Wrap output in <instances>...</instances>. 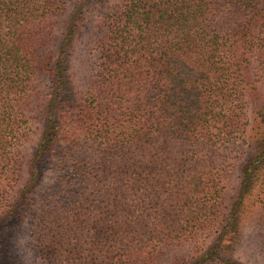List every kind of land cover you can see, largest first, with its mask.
Returning a JSON list of instances; mask_svg holds the SVG:
<instances>
[{"label": "trees", "instance_id": "obj_1", "mask_svg": "<svg viewBox=\"0 0 264 264\" xmlns=\"http://www.w3.org/2000/svg\"><path fill=\"white\" fill-rule=\"evenodd\" d=\"M97 1L82 82L93 0H0V260L161 264L188 243L167 264H242L226 243L250 212L264 237V0Z\"/></svg>", "mask_w": 264, "mask_h": 264}, {"label": "rangeland", "instance_id": "obj_2", "mask_svg": "<svg viewBox=\"0 0 264 264\" xmlns=\"http://www.w3.org/2000/svg\"><path fill=\"white\" fill-rule=\"evenodd\" d=\"M93 3L95 6L90 8L82 23L81 34L76 41V48L70 62V70L73 72L76 81L83 82L84 78H87L92 73L95 65L97 54L96 41L98 36L94 37L93 32L95 30L94 25L99 22L100 16L98 8L101 9V4L97 0H93ZM32 134L30 135L32 136L31 141L23 148L25 152L31 151L35 143L36 136ZM250 213L243 221L236 238L226 244L229 245V249H232V257L242 264H264V237L259 235L257 226L251 220L252 216H249ZM17 240L19 244L20 239ZM191 249L192 246L188 243L170 245L161 256L160 263L167 264L173 257H179L178 261L180 263L184 262L194 254ZM0 264H6L4 258L0 260Z\"/></svg>", "mask_w": 264, "mask_h": 264}]
</instances>
